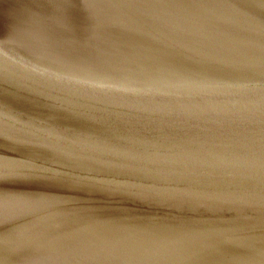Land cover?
Returning a JSON list of instances; mask_svg holds the SVG:
<instances>
[{
    "label": "water",
    "instance_id": "95a60500",
    "mask_svg": "<svg viewBox=\"0 0 264 264\" xmlns=\"http://www.w3.org/2000/svg\"><path fill=\"white\" fill-rule=\"evenodd\" d=\"M0 264H264V0H0Z\"/></svg>",
    "mask_w": 264,
    "mask_h": 264
}]
</instances>
